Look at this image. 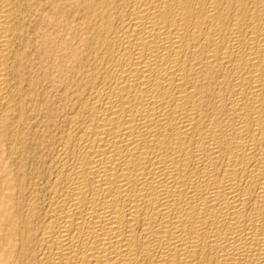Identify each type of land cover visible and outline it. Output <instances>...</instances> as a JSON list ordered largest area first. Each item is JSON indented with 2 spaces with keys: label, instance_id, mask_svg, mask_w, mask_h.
<instances>
[{
  "label": "bare ground",
  "instance_id": "6f19581e",
  "mask_svg": "<svg viewBox=\"0 0 264 264\" xmlns=\"http://www.w3.org/2000/svg\"><path fill=\"white\" fill-rule=\"evenodd\" d=\"M25 136L0 264H264V0H0V145Z\"/></svg>",
  "mask_w": 264,
  "mask_h": 264
},
{
  "label": "rangeland",
  "instance_id": "374dc122",
  "mask_svg": "<svg viewBox=\"0 0 264 264\" xmlns=\"http://www.w3.org/2000/svg\"><path fill=\"white\" fill-rule=\"evenodd\" d=\"M40 76V75H39ZM38 76V77H39ZM44 81V82H43ZM42 82V84H43V88H47L46 90H47V95L45 96V97H42V98H40V96L38 97L39 99L36 101V102H38L39 103V105H38V103H36V102H34V104L36 105H33V108L31 109V112L33 113V114H36V118L38 119H34L33 120V122L35 121V123H36V120L39 122L38 124H39V128L38 127H36L35 126V128H37L38 129V131L39 130H42L44 127V124L47 122V119L48 118H45V113L43 112L45 109V107L47 106V107H49V106H51V105H55V103L56 102H58V100L60 99V97H61V91L59 90V89H54L52 86H51V82H49L48 80H46V79H44ZM41 88V87H40ZM53 94V95H52ZM42 99V100H41ZM46 99V100H45ZM45 101V102H44ZM48 103V104H47ZM45 104V105H44ZM57 104V103H56ZM46 107V108H47ZM40 108V109H39ZM36 111V112H35ZM38 114V115H37ZM41 115V116H40ZM41 118V119H39V117ZM45 122V123H44ZM32 124H34V123H32ZM41 127H43L42 129H41ZM38 134V133H37ZM26 137V139H22L21 141L22 142H19L18 144H20V145H16V148L18 149H16L15 147L13 148V150L12 149H10L9 147H7L6 145H0V168H1V166H4L5 165V163H6V165H5V167H3L4 168V170H11V171H16L15 169H16V167H17V165H18V163L16 164V162L15 161H13L12 159H10L9 157H10V155H12V153H13V156H15V157H17V156H19L20 155V153L22 154V155H20V156H23V157H25V155L27 154V151H26V149H25V147L26 146H24V143L23 142H27L28 144H29V142L31 141V138H29V137H27V136H25ZM23 143V144H22ZM24 146V147H23ZM25 150V151H24ZM26 152V153H25ZM10 153V154H9ZM3 156V157H2ZM7 158V159H6ZM5 159L6 160H8V159H10L11 161H13V162H11L10 160L9 161H5ZM2 160L5 162V163H3L2 164ZM9 162H10V164H9ZM14 162H15V164H14ZM12 165V166H11ZM16 165V166H15ZM8 167H10L9 169H7ZM15 168V169H14ZM18 168V167H17ZM9 170V171H10ZM1 176H4V173H0V177ZM1 189V188H0Z\"/></svg>",
  "mask_w": 264,
  "mask_h": 264
}]
</instances>
